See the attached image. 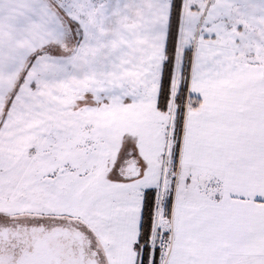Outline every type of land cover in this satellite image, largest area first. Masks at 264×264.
<instances>
[{"label":"snow or ice","instance_id":"snow-or-ice-1","mask_svg":"<svg viewBox=\"0 0 264 264\" xmlns=\"http://www.w3.org/2000/svg\"><path fill=\"white\" fill-rule=\"evenodd\" d=\"M0 264H264V0H0Z\"/></svg>","mask_w":264,"mask_h":264}]
</instances>
